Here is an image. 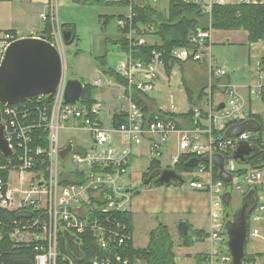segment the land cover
Instances as JSON below:
<instances>
[{
	"label": "built area",
	"instance_id": "built-area-1",
	"mask_svg": "<svg viewBox=\"0 0 264 264\" xmlns=\"http://www.w3.org/2000/svg\"><path fill=\"white\" fill-rule=\"evenodd\" d=\"M185 4L199 5L202 12L210 15L214 4H261L264 0H182ZM132 11L124 18H117V25L124 30L132 19ZM50 19V41L57 47L62 58V73L55 94L46 104L42 95L13 104H1V126L5 140L11 150L9 155L0 152V241L7 235L13 245L25 246L28 250L27 264H58V260L74 264L84 255L77 236L89 232L94 247L108 251L131 239V231L120 222L101 223L95 213L128 212L129 193L119 180L127 173L133 147L149 138V155L158 156L161 147L175 133L180 154L191 153L208 157L207 164H199L192 170L178 172L192 189L209 194L208 216L211 226L207 235L212 247L206 253L203 264H231L227 250V235L224 230L226 207L222 196L226 192L224 181L213 178V156L226 157L224 170L230 174L232 187L238 194L255 190L256 200L248 216L247 239L259 236L254 223L264 219V160L255 166L238 168L232 157L239 142H249L257 137L250 129H243L236 135L222 137L214 131L223 130L229 122L246 120L249 112L234 85L220 82L225 90L223 107L220 102L206 98L202 106L192 107L196 127L178 129L171 119L155 118L149 122L141 108L132 99L134 93L142 96L150 93L156 80L161 76L162 54L152 50L144 62L135 60L131 51L126 52L115 71L122 76V96L126 101V122L114 127L103 125L100 107L97 104L88 108L80 102H66L64 89L67 76L66 44L61 30L55 24L53 14H42ZM209 30L198 29L191 33L192 47L180 46L171 50L172 58L181 61L199 60L201 49L206 45ZM141 33L128 27L123 33L128 45L147 44L143 36L153 33V25L147 24ZM18 36L12 31L0 32V62L8 45ZM152 44V43H151ZM196 47V49H194ZM195 50V51H193ZM225 69L212 70L211 77L222 78ZM211 78L206 86L210 93L217 84ZM98 84L99 81L97 80ZM46 133L45 146L34 145V132ZM62 131L86 133L89 144L77 147L71 144L70 150L62 156ZM250 143V142H249ZM264 144V129L262 133ZM179 154V155H180ZM219 156V157H220ZM242 170L241 173H238ZM69 232V239L79 250V256L61 253L60 233ZM79 243V244H78ZM0 264H3L0 261ZM88 264H130L120 256H101L97 253L88 258ZM241 264H262L257 261H244Z\"/></svg>",
	"mask_w": 264,
	"mask_h": 264
},
{
	"label": "crops",
	"instance_id": "crops-1",
	"mask_svg": "<svg viewBox=\"0 0 264 264\" xmlns=\"http://www.w3.org/2000/svg\"><path fill=\"white\" fill-rule=\"evenodd\" d=\"M106 1L116 2L119 0ZM135 1L143 2L145 0ZM146 1L159 13L167 15L169 0ZM129 11L130 5H98L84 3L83 0H0V32L12 31L18 37L43 35L45 19L42 14L50 12L55 17V24L60 30H63L61 29L63 25H73L74 29H77L79 25L88 29L89 42L83 48L78 47L80 43L79 34L74 30L76 39L71 44H75L76 49L82 53L75 64L76 75L72 78H77L83 84L88 83L97 88L95 89L94 98L96 104L100 107L101 121L106 126L105 120L109 118V126L106 127H110L113 115L126 108V101L122 96L123 85L115 83L111 78L105 76L98 67L95 57L104 56L111 49L114 53H119L120 61L125 58L126 52L120 44L121 39H124L123 30L117 25L116 19L119 16H127ZM102 23H104V28H102ZM144 36H146L145 39ZM144 36L143 39L148 44L161 43V39L155 34H146ZM263 61L264 39L249 42L248 32L243 28H210L207 43L201 49V58L199 60L187 59L178 61L169 75L162 68L161 76L156 80L152 91H161L165 88V90L169 91L168 99L173 98L172 92L174 94L175 92H183L185 94L184 101V99L188 100L185 92V86H188L193 92V99L198 103V106H202L204 100L208 97L213 101L220 102L219 106L224 104L226 94L224 88L218 83H230L235 86L247 111L258 115L262 120L264 129ZM216 68L225 69V74L222 78H216L215 80L211 77V73ZM177 70L180 73V80L177 85L172 86ZM211 78L217 84L212 86L210 93L205 89L204 97L198 102L199 90L206 87ZM97 80L99 81L98 84L96 83ZM162 80L165 81L163 85L160 83ZM145 96L153 102L155 101V97L150 95V93ZM153 102L146 100V105L150 112L157 109L163 112L186 113L190 108L194 107L189 104L186 109L179 110L172 104L167 106V103L165 105L168 108L166 106H162L163 108L158 106L156 108ZM104 109H106L105 114H103ZM62 138L64 148L68 144H75L77 147H85L89 144L86 133L82 132H77L73 135L67 134ZM167 142L161 147L158 156L167 149L165 146ZM174 145L175 154L170 158V162L166 164L160 162L162 168H173L180 154L178 142L176 141ZM168 154L171 156L172 152H168ZM218 158L220 159L219 156ZM135 159L137 162L146 161L145 168L139 169L135 168L134 165L132 166ZM150 160L149 138L144 137L140 145L133 147L127 173L119 180L125 190L129 189L127 209L131 214L133 224L131 231L132 244L134 247H146L149 240V232L161 222L168 227L172 236L175 264H197L196 257L201 254L205 255L211 250L212 244L210 240L207 237H202L201 239L192 237L193 242L190 245H184L182 244V236L191 230H199L208 234L211 226V219L208 216L209 194L205 191L192 189L186 183L171 182L166 185L152 184L141 186L142 175L146 171ZM236 162L239 164L237 167L241 169L249 166L246 163L247 161ZM225 170L224 167L221 169V178L229 181L231 176ZM132 189L136 191L133 192ZM250 192L254 196V207L256 193L253 190H249L246 194L237 193L238 199L236 202L238 204L236 208ZM180 222H185V234H181L178 229ZM253 227L259 229V236L247 239L245 254H259L255 259L264 264V257L262 258L264 255V219L254 223ZM132 264H146V262L141 259H134Z\"/></svg>",
	"mask_w": 264,
	"mask_h": 264
},
{
	"label": "trees",
	"instance_id": "trees-1",
	"mask_svg": "<svg viewBox=\"0 0 264 264\" xmlns=\"http://www.w3.org/2000/svg\"><path fill=\"white\" fill-rule=\"evenodd\" d=\"M79 1V0H77ZM84 3H94L98 5L104 4H123L130 5L131 11L133 13L132 19L128 21L123 33L127 32L128 27L136 29L138 33H141L142 28L147 25H153V33L161 39V43L156 44H142L139 46H129L126 39H121L120 44L125 52L131 51V56L135 60H141L146 62L152 50H158L162 54L163 67L167 75L170 74L173 66L178 63V60L172 58L171 50L174 47L187 46L192 47L189 40L191 33L197 31L198 29L207 30L210 28L215 29H238L243 28L248 32V41L254 42L259 39H264V3L261 4H245V3H233V4H214L211 9L210 15L202 12L199 5L195 4H185L182 0H169L167 15L159 13L154 7L150 5L148 1L138 2L135 0H119L116 2H109L106 0H83ZM102 18V16H100ZM118 18H124V16H119ZM107 19V18H106ZM104 23H102V28H104ZM50 19L47 16L45 20V29L43 35L50 40ZM61 29L69 30L72 36L66 44H71L76 36L74 34L73 25H63ZM207 43V41H206ZM196 49V47L194 48ZM195 51V50H193ZM98 67L101 69L103 74L111 78L115 83L120 85H125V79L120 76L115 69L111 68L107 62L105 55L100 57H95ZM264 65V61L262 62ZM95 86L91 84H84V89L80 102L90 108L92 105L96 104L94 98ZM206 87H203L198 92V102L204 97ZM185 92L187 95L188 102L192 106H198V103L193 99V92L188 86H185ZM264 99V93L262 95ZM133 101L141 108L145 115L147 122L158 118V119H171L175 122L178 129L192 128L198 126L193 119L192 108H190L186 113H173V112H163L161 110H155L150 112L146 105V100H149L145 95L139 93H134L132 97ZM46 104L50 102L43 98ZM152 101V100H151ZM126 122V114L123 110L113 115L112 124L114 127ZM245 122L252 123L251 127L248 128L257 134V137L250 140V144L256 148L255 154H253L248 160L247 164L250 166H255L260 161L264 160V144L262 143V133H263V122L258 117V115L252 114L249 111L248 118L246 120L232 121L226 124L225 128L220 131H214L216 135H220L224 138L227 136V130L236 124H243ZM46 133L41 129L34 132V145L40 144L45 146ZM220 156V155H219ZM192 158L197 159L196 164H188V161ZM226 157L220 156L221 165L214 162L213 164V178H221V169L224 165V160ZM208 157L205 155H195L191 153L180 154L173 165V168L177 172L192 170L199 164H207ZM161 164L158 157H154L150 160L146 171L143 173V181L141 186L152 185V180L156 176L157 172L161 170ZM239 170L238 173H241ZM225 185V190L231 185L230 180H223ZM178 183V182H176ZM252 191V190H251ZM255 191V190H253ZM226 209V208H225ZM2 212H0V217ZM94 217L99 219L101 223L108 222H120L124 224L127 230L132 231L133 224L131 214L129 212H111L107 214L95 213ZM208 234L202 233L201 231L191 230L189 233L182 236V244L190 245L193 240L201 239L202 237H207ZM60 250L61 253L68 254L69 245L72 243L69 239V232L63 231L60 233ZM77 242H80V249L84 255L82 260L75 261L74 264H88V258L92 254H99L101 256H120L121 259H128L130 264H132L134 259H141L146 262V264H175L174 258L175 254L173 251L174 242L171 234L169 233L168 227L159 222L158 225L149 232V240L146 247H134L131 239L127 240L124 244L120 246H113L108 251H100L94 247L93 239L89 232L84 233L81 236H77ZM79 244V243H78ZM70 254V253H69ZM206 255V254H205ZM205 255H198L196 257L197 264H203L205 261ZM257 255H251L246 253L244 261H254ZM0 261L3 264H27L28 263V250L25 246L13 245L9 240L8 236L5 235L0 241ZM58 264H67L61 259L58 260Z\"/></svg>",
	"mask_w": 264,
	"mask_h": 264
},
{
	"label": "water",
	"instance_id": "water-1",
	"mask_svg": "<svg viewBox=\"0 0 264 264\" xmlns=\"http://www.w3.org/2000/svg\"><path fill=\"white\" fill-rule=\"evenodd\" d=\"M61 35L66 43L70 40L72 33L63 29L61 30ZM61 73V55L57 47L45 35L18 37L8 45L0 62V105L19 103L37 95L45 96L47 100H50L56 92ZM83 89L84 84L79 79L67 78L64 100L66 102L78 101L82 96ZM221 107H223V104L218 106V108ZM251 125L252 123L250 122L233 125L227 130V136H234L239 131L250 128ZM70 148L71 144H68L62 150L61 154L63 157ZM0 152L4 153V155L11 153L8 142L5 140L1 122ZM255 152L256 148L249 142H239L233 151L232 157L238 162H246ZM213 159L222 166L218 156H213ZM196 163V158L188 161V164L193 165ZM155 175L152 180L154 185H166L171 182L185 183V178L172 167L162 168ZM126 191L128 192L129 189H126ZM132 191L135 192L136 190L132 189ZM222 199L226 206L224 230L227 235L226 246L231 255V264H241L245 257L249 228L248 216L253 207L254 196L252 192L248 193L231 214L227 212L231 199L230 193L226 191ZM178 229L181 234H185V222H180ZM68 247L73 256L77 257L80 255L76 246L71 244Z\"/></svg>",
	"mask_w": 264,
	"mask_h": 264
},
{
	"label": "rangeland",
	"instance_id": "rangeland-1",
	"mask_svg": "<svg viewBox=\"0 0 264 264\" xmlns=\"http://www.w3.org/2000/svg\"><path fill=\"white\" fill-rule=\"evenodd\" d=\"M75 30H76V33L79 34V39H80L79 40L80 43H79L78 47H82L83 48L89 42V34H87L88 33V29L84 28L83 26H79L78 25L77 29H75ZM145 37L146 36H144V39H145ZM65 50H66V53H65L66 54V60H67V63H68L67 76H68V78H72L73 76L76 75L75 74L76 73L75 72V70H76L75 64L78 61V57H79V55L82 52H80L79 50L76 49L75 44H67ZM118 54L119 53H114L110 49L105 55L107 64L113 69H116L118 63L120 62V60H119L120 59L119 58L120 55H118ZM179 80H180V73H179V70H177V73H176V76H175L174 81L172 83V86L173 85H177ZM160 83L163 85V84H165V81L162 80V81H160ZM168 92L169 91L165 90V88H163L161 91H152V92H150V95L155 97V101L154 102L151 101V100L150 101L155 103L156 108L158 106H161V107L162 106H166L165 104H167V103H168L167 106L172 104L179 110L186 109L189 106L190 103L188 102V100L184 99V101H183V98H185L184 97L185 94L183 92H177V93L175 92V94H174V92H172L173 93L172 94L173 98H169V99H168V96H169ZM162 99H163V101H161ZM167 106H166V108H168ZM105 113H106V109L103 110V114H105ZM105 125L109 126V118H107L105 120ZM76 133L77 132H68V131L65 132V131H62L61 134H62V137H63L64 135H67V134L73 135V134H76ZM169 140H168L167 144L165 145L167 149L163 152V154L158 156L160 162H162L163 164H166V163L170 162V158L175 154V145H174V143H176V141H177L176 134L173 133L169 137ZM168 152H172V155L170 156L168 154ZM147 161H148V159H147ZM145 163L147 164L146 161L143 162V160H142L140 162H137V160L135 159L133 161L132 166L134 165L135 168L143 169V167L145 168V166H146ZM237 165H239V164H237ZM226 191H228L230 193V196H231L230 204L227 207V212H229V214H231V213L234 212V210H235L234 208H236V206L238 204L236 202L237 199H238V194H237V192L235 191V189L231 185L228 188V190H226ZM263 257H264V255L262 256V258Z\"/></svg>",
	"mask_w": 264,
	"mask_h": 264
}]
</instances>
